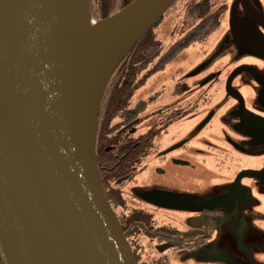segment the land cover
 <instances>
[{
    "label": "flooded vegetation",
    "instance_id": "obj_1",
    "mask_svg": "<svg viewBox=\"0 0 264 264\" xmlns=\"http://www.w3.org/2000/svg\"><path fill=\"white\" fill-rule=\"evenodd\" d=\"M166 16L165 51L148 66L125 58L103 95L95 152L108 201L139 264H264V134L246 126L239 100L264 119V62L197 78L204 66L190 70L186 55H207L211 34L185 37ZM242 66L253 72L232 78L236 98L228 81Z\"/></svg>",
    "mask_w": 264,
    "mask_h": 264
},
{
    "label": "water",
    "instance_id": "obj_2",
    "mask_svg": "<svg viewBox=\"0 0 264 264\" xmlns=\"http://www.w3.org/2000/svg\"><path fill=\"white\" fill-rule=\"evenodd\" d=\"M175 2L136 0L99 22L121 16L116 26L122 34L85 91L87 85L69 70L72 55L53 38L55 11L47 0H0V251L6 264H21L15 236L22 239L27 264H43L38 224L48 229L61 264H139L108 201L95 142L112 74ZM239 2L264 29V18L247 0ZM248 45L242 41L243 48ZM242 71L253 72L239 67L228 81L236 98L230 82ZM239 100L246 126L264 134V119L248 116Z\"/></svg>",
    "mask_w": 264,
    "mask_h": 264
},
{
    "label": "bare ground",
    "instance_id": "obj_3",
    "mask_svg": "<svg viewBox=\"0 0 264 264\" xmlns=\"http://www.w3.org/2000/svg\"><path fill=\"white\" fill-rule=\"evenodd\" d=\"M47 4L55 11L51 20L56 27L53 38L64 46L67 55H72L74 61L69 70L73 77L87 85L86 91L93 84L101 57L122 34L121 27L116 26L121 16L99 23L89 16L85 0H47ZM35 234L43 264H61L46 226L36 225ZM15 245L21 264H27L20 236H15Z\"/></svg>",
    "mask_w": 264,
    "mask_h": 264
},
{
    "label": "rangeland",
    "instance_id": "obj_4",
    "mask_svg": "<svg viewBox=\"0 0 264 264\" xmlns=\"http://www.w3.org/2000/svg\"><path fill=\"white\" fill-rule=\"evenodd\" d=\"M181 1L178 0V8L167 11V13H174V16H166V18L168 21H172L170 24L172 28L179 21L186 25L185 28L190 29L195 22L187 17V11L186 9L184 10L185 4L183 3L180 6ZM247 1L264 18V0ZM187 2L190 3L191 0H186L185 3ZM224 3L227 5V10L222 16L219 28L208 37L207 55H199L194 49L187 52L186 59L190 70L199 67L200 64L204 66L197 78H202L218 67L223 69L233 68L240 63H248L255 66V63L261 62L264 56V52H260L264 48V29L243 14V6L239 0H211L210 4L214 6L216 4L223 5ZM205 37H201V40ZM246 39L249 40V45L243 48L241 44ZM239 50L248 51L251 54V60L234 58L233 54ZM261 65H264V63ZM245 75L247 74L243 76Z\"/></svg>",
    "mask_w": 264,
    "mask_h": 264
},
{
    "label": "trees",
    "instance_id": "obj_5",
    "mask_svg": "<svg viewBox=\"0 0 264 264\" xmlns=\"http://www.w3.org/2000/svg\"><path fill=\"white\" fill-rule=\"evenodd\" d=\"M136 0H88V8L94 21L102 22L105 21L117 13L124 10L127 6ZM186 0L180 2V6L184 3V10L187 11V17L193 19L195 22L192 27L184 34L185 37L196 34V39L205 37L215 31L221 24L222 16L224 14L223 7L221 5L212 6L211 0H191L190 3H185ZM176 4V6H175ZM169 11L178 8V0ZM180 18V17H179ZM163 19V18H162ZM161 22V20H160ZM158 22L152 29L134 46V48L129 53V56L125 60H133L134 63L139 64L140 62H145V65L155 60V57L164 52L165 50L157 43L159 34H156ZM183 22H177V26H181ZM183 51V50H182ZM142 65L141 67H145ZM136 68V67H133ZM137 68H140L137 66ZM104 95V94H103ZM102 110L101 116L105 117V112L108 108L106 103V98H102ZM98 131H101V125L98 126ZM99 161L105 166L111 167V161H108L107 156H99ZM101 174V166H100ZM108 195V192L106 191ZM0 264H6L3 255L0 251Z\"/></svg>",
    "mask_w": 264,
    "mask_h": 264
}]
</instances>
